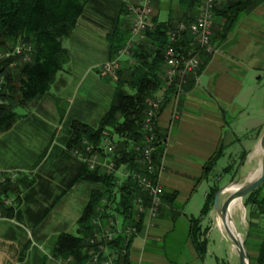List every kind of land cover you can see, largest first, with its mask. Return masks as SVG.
Masks as SVG:
<instances>
[{
  "label": "crops",
  "instance_id": "0c3cea01",
  "mask_svg": "<svg viewBox=\"0 0 264 264\" xmlns=\"http://www.w3.org/2000/svg\"><path fill=\"white\" fill-rule=\"evenodd\" d=\"M136 1L87 3L76 29L64 41L69 60L57 76L63 86L59 97L67 102V109H60V98H55L46 111L49 93L41 99L39 104L45 110L38 116L44 123L40 143L35 138L30 149H21L25 133L35 130L27 123L19 122L1 134L0 173L21 171L29 178L19 184L12 216L0 220V264H34L37 245L46 246L61 233L76 234L91 192L102 189L80 177L84 164L67 150L71 125L60 137L53 131L58 122L66 123L69 118L97 127L110 107L109 98L101 109L93 102L88 107L89 99L83 94L76 109L74 104L91 71L111 58L112 39L115 43L117 33L129 34L130 7ZM152 8L153 21L170 22L171 26L195 20L200 11V6L189 10L183 0H152ZM223 23L224 18L214 13V37ZM213 44L214 53L203 55L199 70L186 77L184 93L177 98L167 94L161 108L155 154L158 180L164 188L163 205L154 223L143 220L131 244L130 264H224L217 244L224 237L221 233L212 237L217 229L209 224L212 215L200 224L202 231L209 227L204 258L199 257L191 239V218L200 216L220 163L226 176H231L238 163L245 164L239 162L244 151L256 149L264 132V0ZM219 148H223L222 157L209 179H204V166ZM231 165L234 167L228 171ZM116 177L121 182V176Z\"/></svg>",
  "mask_w": 264,
  "mask_h": 264
},
{
  "label": "trees",
  "instance_id": "16d2710c",
  "mask_svg": "<svg viewBox=\"0 0 264 264\" xmlns=\"http://www.w3.org/2000/svg\"><path fill=\"white\" fill-rule=\"evenodd\" d=\"M90 0H0V52L8 51L19 44H29L33 48L32 59L28 63H19L14 69L7 62L0 63V76H5V85L0 93V134L9 131L22 117L17 112L19 108L38 102L54 86L57 74L69 60V52L64 47V41L71 37L76 29L78 19L84 13ZM189 10H196L203 0H183ZM263 0H231L215 9L224 18L221 31L214 39H224L226 33L233 29L243 15L253 10ZM145 33V38L137 44L130 58L121 63L117 72L116 88L113 100L101 117L97 127L72 121L71 136L67 142V150L81 147L83 141H88L99 147L104 131L116 140L114 158L118 166L126 165L137 169L136 154L132 145L142 140V124L147 100L154 97L165 88L164 74L165 50L168 45L170 22L157 23ZM112 39L111 57L125 46L129 34L117 33ZM174 89L167 88V94H173ZM159 142V141H158ZM159 143H157V146ZM223 148L213 155L204 166V179H209L217 167V161L222 157ZM245 156V154L243 155ZM244 157L242 158V160ZM155 164L156 154L154 156ZM83 166L81 179L100 184L102 189L93 190L90 194L81 216L77 221L76 234L61 233L56 237L53 247V258L57 261L71 259V264H87L91 248L89 239L95 232L92 223L96 216L102 221L113 217L111 207L119 218L130 224L134 222V201L142 192L131 179H126L119 185L115 174H106L100 167L91 171ZM231 168H227L230 171ZM0 173V211L6 217L14 213L13 207L6 206L4 199L19 192L14 183L9 180L2 182ZM219 187L213 184L209 191L199 217L191 218L190 235L194 248L200 258L207 252V238L200 224L212 210L214 196ZM118 195V196H117ZM107 198L111 206L102 204ZM118 198V200H117ZM245 207L251 217L258 216L264 223V182L244 199ZM14 205L15 204L14 202ZM102 209V212L98 211ZM109 211V212H108ZM139 224V229L141 228ZM262 240L258 244L257 255L250 257L251 264H264V228ZM123 238L120 236L111 247L120 251L123 248ZM117 264H130L129 256H121Z\"/></svg>",
  "mask_w": 264,
  "mask_h": 264
},
{
  "label": "built area",
  "instance_id": "2783aa9c",
  "mask_svg": "<svg viewBox=\"0 0 264 264\" xmlns=\"http://www.w3.org/2000/svg\"><path fill=\"white\" fill-rule=\"evenodd\" d=\"M227 0H204L200 6L198 17L189 23H179L169 29L168 45L165 50L166 71L164 74L165 88L161 89L154 97L149 98L144 111L142 124V140L132 145V151L136 154L135 165L137 169H130L126 165L118 166L114 158L116 146L109 133H103V147L83 141L80 148H73L74 156L79 157L91 171L101 167L106 174H119L122 180L131 179L142 192L134 201V223L123 225L121 220L109 218L106 225L101 223L100 217L93 220L98 229L89 239L91 248L88 264H116L120 256L128 255L129 245L134 236L139 232V222L146 216L149 222L158 217L163 205V187L158 180V169L154 160V152L158 142L157 120L160 110L166 99L167 88H173L174 98L185 91L189 74H195L202 63L203 55H211L215 51L213 44V18L217 7ZM152 0H137L130 7L134 17L130 26V38L126 45L115 58L105 62L101 67L104 74L114 77L121 68V61L130 58L135 46L145 37V33L155 27L153 18ZM33 48L29 44H19L14 48L0 52V63L7 62L10 69H14L19 63H28L32 59ZM5 76H0V93L4 89ZM1 103V101H0ZM15 179V176H11ZM4 180V179H3ZM5 181V180H4ZM120 183V181H118ZM12 205V201L5 202ZM102 204L111 206L104 198ZM102 212L101 208H98ZM3 219L0 213V220ZM152 224V223H151ZM118 236L123 237V248L120 251L112 250L109 244ZM71 259L66 261L70 264ZM62 263V261H61Z\"/></svg>",
  "mask_w": 264,
  "mask_h": 264
},
{
  "label": "rangeland",
  "instance_id": "374dc122",
  "mask_svg": "<svg viewBox=\"0 0 264 264\" xmlns=\"http://www.w3.org/2000/svg\"><path fill=\"white\" fill-rule=\"evenodd\" d=\"M136 2L133 5H135ZM203 3H204V1H202V5H203ZM132 14H133V12H132ZM133 17H134V14H133ZM152 22H153V18H152ZM183 22L184 23H189V22L182 21V22H178L177 24L183 23ZM177 24L172 25L171 28L175 27ZM154 25H155V22H154ZM213 34H214V24H213ZM128 38H130V31H129V37ZM126 43H125V45H126ZM123 48H124V46H123ZM115 57L116 56H113V58H115ZM113 58L111 57L109 60H112ZM124 60L125 59H123L121 61V63ZM103 64L104 63H102L96 69L91 71V76L84 82L83 87H82V89L80 91L81 93L78 96V98H77V100H76V102L74 104V109H76V107L79 106L80 96L82 94L86 95L87 96L86 98L89 99V101H86L87 103L85 102L86 104H88V107L92 104L90 102H93V104H95V105L96 104L97 105L100 104L98 107L101 109L102 107H104V104H105V102L107 101L108 98L111 101L113 100V95H114V91H115V88H116L117 76L114 79V77H111V76H108V75L104 74L102 72V70H101V68H102L101 66ZM165 71H166V69H165ZM92 75L94 76V79H92ZM57 76H58V74H57ZM62 87L63 86L61 85L59 80L56 79V82H55L54 86L51 88L49 94L46 95L47 96L46 99H45V102L47 104V105H45L46 106V111H48L47 108L49 106L54 104L55 98H58V99L60 98L59 102L57 103V106H60L59 107L60 109H62V108L63 109H67V105H68L67 102L63 99V97L62 98L59 97V96H61L60 92H61V88ZM166 95H167V92H166ZM41 99L38 102H35V103H32V104L28 105L26 108H19L18 111H17V112H19L22 115V117L15 124H17L19 122L21 124L27 123V124H29V125H31V126H33L35 128V130H33L34 132L25 133L26 142H24V141L22 142L23 146L21 147V149H24V147L30 149L31 148V144L33 142H35V138H36V141L38 143H40L41 142L40 137L41 136L43 137V135H44V131H43V129H44L43 124L44 123L42 121H40V119H38V118H40L42 116V114L44 112L43 110H45V107H41L40 104H39ZM89 115H91V112H89ZM38 116H40V117H38ZM61 117H62V115H61ZM158 117H159V115H158ZM60 119H62V118H60ZM71 121H72V119L69 118L66 123H65V121H64V123H62L61 121H60V123L58 122V124L55 125L54 131H53V133H54L53 135L54 136L58 135V137L62 136L64 134V132H63L64 128H65V131L69 130V126L71 124ZM31 126H29V127H31ZM52 127H54V126H52ZM58 127H60V129L62 128V132L59 131ZM55 130H57V131H55ZM56 132H58V133H56ZM157 132H158V130H157ZM1 134H0V136H1ZM113 139H114L113 140L114 144L116 146V140H118V138H113ZM102 142L103 141H101L99 147H103V143ZM157 143H159V142H157ZM14 146H16V145H14ZM157 147L158 146L156 144L155 152H156ZM77 148H80V147H77ZM115 151H116V149H115ZM115 151H114V155H115ZM250 151L251 150H247V151L245 150L244 151L245 156H242V158L244 157V159L242 160V158H241V160H239V162L240 161H244L245 164L241 165L240 163H238L237 166H235L236 169L231 173V176H229V177L226 176L225 169H224V167H221V163H220L218 169L215 171L216 173H214L212 175L213 178L211 180V185L215 184V185H217V187L221 188L222 186H224V185H226L228 183H231V182H233L235 180H238V179L240 181L239 182L240 184L247 182L251 178V176H253L256 173V171L259 170L260 160H261V155L259 153L258 146H257L256 149L252 150L251 152ZM44 152H43V155L41 156L42 158L47 153V151L45 153ZM69 153L73 157L79 159V157L73 155L72 150H69ZM154 156H155V154H154ZM79 160H81V159H79ZM83 164L86 165L84 162H83ZM233 167L234 166L231 165L228 168L233 169ZM157 169H158V167H157ZM1 175H2L1 181L5 182V181L9 180L11 183H14L15 186L17 187L19 193H20L19 184L24 182V181L27 183L26 180L29 178V175H27V174L23 177L24 173H22L21 171L2 172ZM11 176H15V179L12 180ZM123 182L124 181L121 180L119 185L122 184ZM162 192H163V196H162V199H163V197H164V188H163ZM199 192H203V189L200 190ZM227 196H228V193L223 194L221 196L220 204L224 202V200L227 198ZM18 199H17V202H16L15 201L16 200V195L15 196L13 195V196L6 197L4 199V204L6 205L5 202L8 201V200H11L12 201V205H9V206L13 207L14 208L13 210L15 211L17 205H14V202H15V204H17L18 203ZM244 199L241 202V207L237 208V209H235V211H233L232 218H233V222H234V225H235V228H236L237 232H239L241 238L245 241V245H246V249H247L248 255L251 256V257H255L257 255L258 244L262 240V235H263V231L262 230L264 228V223L261 221V219L258 216L251 217L249 215L248 209L245 207V204H244ZM117 200H118V198H117ZM162 202H163V200H162ZM6 206H8V205H6ZM112 208L113 207H111V209H110V213L111 212L113 213V217L112 216L108 217L106 220L102 221V217L98 216L101 219V223L106 225L108 223V219L109 218H114L115 220L117 218V219H119V221L121 220L123 225H125L126 222H124V219H122L121 217L119 218V216L115 212H113ZM0 213L3 216V219L8 218L5 215H3V213L1 211H0ZM209 214L212 215L211 218H210L211 220H210L209 224L212 227H215V228H217L220 231L219 232L217 229H214L212 237L214 236V234H220V233L224 237L223 241H220L221 243H219V241H217V244L220 245V247H221L220 251L218 250L219 254H220L221 261H223L224 264H238V257H237V254H236L234 248H233L232 242L227 238V236L224 233H222V231L217 226V222H216L217 218H216V214H215V212L213 210V207H212V210L210 211ZM158 216H159V214H158ZM95 218H97V216ZM145 218H147V217L146 216L142 217V219L139 222V224L143 223V220ZM157 219H158V217L156 218V220ZM154 222H155V220H153V222H150V223H154ZM132 223H134V222H132ZM132 223H130V224H132ZM138 227H139V225H138ZM95 228L97 230L98 226L95 225ZM141 228H142V224H141ZM141 228L139 229V232H140ZM208 230H209V227L204 229L205 237H206V234H207L206 232H208ZM139 232H138V234H139ZM137 235H135L134 237H136ZM118 237H120V236H118ZM115 242H116V240L114 242H112V243L114 244ZM132 242H133V240L131 241L130 245L128 246L129 247L128 256L130 254V248H131ZM112 243L109 244L110 249L117 250V249H114L113 247H111ZM54 245H55V239H53V242L49 243L46 246L37 245L36 249H35V251L37 252V256H36V260H35L34 264H56L57 260H55L53 258V253H52ZM61 261L62 260H60L58 262L60 264H62V263L66 264V261H63L62 263H61ZM70 263H71V261H70ZM87 264H88V262H87Z\"/></svg>",
  "mask_w": 264,
  "mask_h": 264
},
{
  "label": "water",
  "instance_id": "95a60500",
  "mask_svg": "<svg viewBox=\"0 0 264 264\" xmlns=\"http://www.w3.org/2000/svg\"><path fill=\"white\" fill-rule=\"evenodd\" d=\"M258 148L261 155L258 174L242 184L239 183V179L228 183L219 188L214 196L213 210L216 214V222L218 224L219 221H221L224 225V231L222 232L232 242L238 257V264H251V262L249 260L250 257L247 253L245 241L241 238L236 229L232 230L230 227V224H234L230 209L232 203L237 200L242 202L247 195L256 190L264 182V132L260 137ZM226 193H228L227 198L220 204L221 196Z\"/></svg>",
  "mask_w": 264,
  "mask_h": 264
},
{
  "label": "bare ground",
  "instance_id": "6f19581e",
  "mask_svg": "<svg viewBox=\"0 0 264 264\" xmlns=\"http://www.w3.org/2000/svg\"><path fill=\"white\" fill-rule=\"evenodd\" d=\"M259 149V148H258ZM259 156V155H258ZM258 170V169H257ZM258 174V171H256V173L253 175V176H251V178L252 177H255L256 175ZM251 175V174H250ZM250 178V179H251ZM241 207V201L240 200H237V201H235L234 203H232V205H231V209H230V212H231V215L233 214V211H235V209H237V208H240ZM235 215V214H234ZM217 226L221 229V231H224V225L222 224V222L221 221H219V223L217 224ZM230 227H231V229L232 230H234V229H236L235 228V225L234 224H230ZM223 233V232H222Z\"/></svg>",
  "mask_w": 264,
  "mask_h": 264
}]
</instances>
